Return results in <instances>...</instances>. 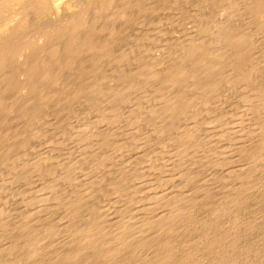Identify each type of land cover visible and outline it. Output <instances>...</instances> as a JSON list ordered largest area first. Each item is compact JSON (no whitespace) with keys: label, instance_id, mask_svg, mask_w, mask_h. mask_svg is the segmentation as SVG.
Here are the masks:
<instances>
[{"label":"rangeland","instance_id":"obj_1","mask_svg":"<svg viewBox=\"0 0 264 264\" xmlns=\"http://www.w3.org/2000/svg\"><path fill=\"white\" fill-rule=\"evenodd\" d=\"M82 1L58 0L56 12L53 10V13L52 11L43 12L38 9L35 11L32 8L30 9V6L26 9L22 8L24 6L23 3L14 0L5 13L9 20L0 24V37H7L11 41L15 34L24 30L20 34L22 37L19 36L21 38L17 36L13 40L15 42L17 38L16 42L22 41L20 44L17 42L19 44L17 48L20 49H18L19 52L21 51L24 54V57L25 53L26 55L27 52L29 54L32 52L33 54L34 50L40 47L46 48L49 46L48 48H51L52 45V48L59 46L58 48L63 49L70 42V39H66L69 42L62 41L65 40L64 37L62 39V37L55 35L57 31L56 25L59 24L58 27L61 26L60 28L63 30L70 28L69 32L73 31L75 35L80 37L92 32L93 34L97 33V41L98 43L99 41L101 42V45L98 46L102 47L101 54L99 53L101 55L99 60L94 57L98 49H92L85 54L86 57L83 55L81 60L76 63L77 67L80 66L83 69L84 73H81L83 76L75 74L76 76L74 77L70 76L65 77L64 80L62 79L61 88L63 86L64 89H68L58 88L59 91L61 90L62 95L60 94L57 100L61 98L62 100L53 103V107L48 106V114H52L50 117L45 113L46 115L39 116V119L36 118V120H39L38 122L35 120L33 121L34 124L32 123L33 125L29 126L28 121L20 118L21 112L19 110L21 109L13 106L16 103L15 101H17L16 99L19 98L21 100V93L13 91L4 95V98L7 99V106L9 105V109L11 106L12 110L10 109L6 113L7 116L5 118L7 121L5 125L3 123L5 128H1L2 126L0 125L2 131L8 134H6L7 137L10 135L8 137L9 141H6L8 144L3 143L0 145V264H46V261L50 262L52 260L51 264H62L63 262V264H66V262L68 264H155L157 260L155 257H163L161 255L166 254L167 250L179 256L189 251V249L193 254L196 253L194 256L196 257V264H213L216 262L212 259L214 255H211L212 258L210 259L211 256L207 254L208 257L210 256L208 258L205 255L206 251L200 249L203 242L205 243L204 240L207 239L204 236L207 233L209 238H213L218 234L216 236H219L220 248L223 247L221 244L224 243L225 249L229 250L228 253L233 254L231 256H234L237 261L239 260L237 264H264V145L259 146L261 144L258 145L257 142L259 138L258 141L263 140V138L261 139L263 137L261 133L264 131V112H258V114L255 111V115L254 111H252L259 103L264 104V91H262L264 89V11L253 14L251 12V0H112L104 6L102 4L100 6L96 4L95 6L94 4V6L92 5L79 14V18L75 17L73 19V15L79 13L77 3ZM121 8L125 12L119 15L118 12ZM228 24H231V26ZM93 26L96 28H93ZM223 26L225 28L235 27V29L239 27L238 30L242 28V31L245 28V32L249 31L246 34L249 35V39H253L250 40L255 45L250 55V62L253 60V64L249 62L250 64L243 66L245 69L242 70L245 71L241 73L227 69L228 71L230 70L229 73H235H233L235 75L233 80L234 76L231 77L232 74L229 75L225 69L224 72L230 78L227 82L232 80V82H229L232 86L226 82L221 86L222 90L220 89L217 92L218 94L209 95L211 99L209 96H204V98L206 97L204 99L203 95L193 88L196 82L189 80V84L186 83V85L190 86L191 90L193 89L195 92L192 93L193 90L191 91L188 88L191 93H187L185 92L187 88L185 89L184 87V91L183 89L181 91L185 92L188 97L191 94L192 96L189 98L191 99V104L195 102L198 106H195V104H193L194 107L193 105L190 106L188 109L190 112L187 110L189 113L187 116L188 118L190 116V119L187 118L188 120L186 121V118L183 117L182 120L186 122L181 120L184 124L179 122L180 124L175 125V123L173 126L176 127L172 128L170 134L164 133V136L162 119L158 121L153 119L154 117L150 119L152 115L147 112L149 109L151 110V106H156L159 93H156L155 88L152 87L153 89H151V84L147 83L146 78L141 79L143 77H139L138 82H135L136 87L134 84L131 86L132 88L127 90L126 86H123L124 83L128 82V76L132 75L130 65L135 67V64L143 65L144 68H149L148 66L150 65L151 68L155 67L156 63L164 67L168 65L167 63H173L174 61L176 62H174L175 64L180 63V58L184 53L183 49H185L191 37H198L197 41L207 47L210 45L208 47L210 50L214 46V42L220 38V31ZM22 27H26V29ZM231 28L228 29L231 30ZM94 29L97 30L95 31ZM232 32H234L233 29ZM11 33L12 35H10ZM54 42H57V45L53 44ZM23 43L28 46L23 45ZM20 45L21 48L19 47ZM214 48L212 51L215 50ZM106 57H108L107 60ZM126 58L128 59L126 60ZM16 60L13 59L15 66L18 62ZM126 62L131 64L127 65ZM86 63L88 64L86 65ZM20 65L18 64L17 66L22 68ZM248 65H251L250 67L254 65L253 69H249ZM85 66L88 67L86 68ZM96 66L98 67L96 68ZM125 66H127L128 70V72L126 70L127 78L123 77V80L121 78L122 83L118 79V70L120 67ZM187 66L189 68L188 64ZM254 67H257L255 68L256 70ZM20 68L19 70H22ZM133 71L136 73L137 69ZM242 73L243 76H241ZM223 75L226 76L225 74ZM248 75L249 77H247ZM249 78L251 79L249 80ZM75 79H78L79 82ZM125 79L126 81L124 82ZM82 80L83 83L80 82ZM63 81H65L64 85ZM69 82L71 84L72 82L76 85L79 84L78 87L80 86L82 90L85 87L83 92L80 91L82 93L79 94L77 86L73 83L74 87H72ZM148 82L151 83L149 80ZM92 83L96 87L92 86ZM66 84L68 85L66 86ZM126 85L128 88V84ZM143 85H149L147 86L148 89L147 87L145 89ZM123 87L126 90L125 92H128L126 101L123 100L122 96L118 95V97L116 93L117 90ZM72 88H76V90L74 89V91ZM53 89L55 91L57 88ZM69 89H72V91ZM62 91H65L64 94H68L65 96ZM70 91L76 94L71 96ZM146 92L149 95L153 93L151 95L154 96L155 100H153L156 102L152 100V96H150V99ZM77 93L80 97L77 96ZM155 93L156 95H154ZM195 93L196 96L198 95V101H200L199 99L203 100L202 102L200 101L201 104L197 102V98L194 99ZM113 94H116V96ZM144 94L147 98L145 96L143 98ZM68 96L69 99L67 100L66 97L68 98ZM74 96L78 98L76 99ZM138 96H141V100H139ZM211 96H214L215 99H212ZM145 98L146 100L148 99L149 104L151 103L150 105L148 103V105L144 104L145 101L143 100ZM113 99L117 101V104L118 102L120 103L121 109L117 107L119 105L113 102ZM110 100H112L111 104H116V107H114L117 110L116 114L114 112L115 109H113L114 105L108 103ZM193 100L194 102H192ZM253 104L254 107L252 106ZM191 108H195V110ZM110 109L112 110L110 111ZM190 109L193 113H191ZM55 110H57V113ZM134 111H137L135 112L136 115L134 114L131 117L130 115ZM29 112L34 113L28 110V117L30 115ZM106 113L108 115H117V117L114 116L117 118L114 119V122L115 120L116 122L113 124L111 121L113 125H109L111 123L108 118L111 115L106 118ZM118 114L120 119H118ZM122 114L124 115L122 116ZM261 114L263 116H259ZM138 115L145 119L149 117L151 121L144 119L145 122L141 123L143 121L140 122L142 119ZM135 116L136 119L139 117L138 121L141 123H139V126ZM41 118H46L47 120ZM52 119L56 120L52 122ZM150 123H152L151 125L156 124L158 127L156 125L155 127L154 125L151 126ZM181 124L182 126H180ZM20 125H23V127ZM105 125H109L110 129ZM153 128L154 132L160 129L162 134L159 131L154 133ZM177 128H182L183 132ZM18 129L27 130L17 134ZM99 129L102 130L100 131ZM105 129L110 130V133H104L105 136L109 135L111 137V140L109 137L110 142L107 144H104L105 136L102 134ZM184 131H189L193 134L189 139H181V136L185 133ZM151 132L153 133L151 134ZM181 132L182 134L180 135ZM238 132H244L246 135L249 133V139L251 135V139H253L256 133L259 137H256L257 140L256 138L251 140V145L245 142L244 139L242 145L240 144L242 134ZM253 132L256 133L253 134ZM178 135L180 136L178 137ZM96 136L100 140L98 137V139L94 138ZM160 141L162 142L160 143ZM170 141L173 143H170ZM235 145H242L244 148L237 146V150ZM254 145H258V148H251ZM8 146L11 147L8 151L9 154L6 152ZM233 148H236L237 151ZM256 149H258V154H262L259 155V158L263 157L262 160L258 159L259 161L254 162L251 155L252 151H256ZM93 152L94 155H91ZM240 152L241 154H239ZM113 153L116 154L113 155ZM90 157L92 158L90 159ZM94 160H97L96 164L98 163V166L95 162L93 164L97 167L88 166ZM37 161L40 165L36 163ZM75 165L80 167L78 168ZM70 167L74 170L73 172L70 171ZM37 169H40L38 170L40 173ZM92 170H95L94 173ZM67 171L70 172L67 173ZM88 174L93 176L95 174V176L91 177ZM236 192H238L237 195L239 194V197ZM158 193L160 200L156 198ZM233 193L237 196L235 201L232 199L234 198ZM152 195L153 197H150ZM75 197H77L78 209L75 212L74 224L68 229L69 224L66 226L67 217L65 215L67 213L64 210V206L72 202ZM155 202L158 203L155 205ZM165 209L166 211H164ZM161 211L165 214H162ZM103 212L111 215V217L103 219L101 217ZM172 214L174 219L171 217ZM160 217L167 218L161 219ZM169 218L174 221H170L171 219ZM164 219L165 221H163ZM156 221L159 223L157 224ZM64 222H66V225ZM163 223H167L170 227L172 226L176 233L174 231L166 232L164 229L163 234L161 231L165 225ZM89 224L99 228L96 233L97 238H102H99L102 242L106 240L99 247L101 250L103 249V254H105V251L117 250L113 255L114 257H112L113 260L111 258L112 261L106 260V257L102 255V258H98L95 254H90L92 252L88 250L89 247H86L89 242L86 241L85 243L84 235H82L90 227ZM159 224L162 225L161 229H159ZM22 226H26L27 229H23ZM171 234H175V236ZM140 237L143 240L138 239ZM80 238L84 243L81 242ZM162 242H170L171 246L169 245L166 249ZM33 244L35 245L33 246ZM32 246L33 248L35 246L40 248L35 255L30 254L32 253ZM83 249L85 252H83ZM230 249L233 252L232 250L230 252ZM164 251L165 253H163ZM116 252L120 254L117 255ZM64 253L67 256L69 255L67 259H72L65 260L66 256H63L65 255ZM93 255L95 259L92 258ZM115 255H117L116 258ZM199 255H201L200 258L198 257ZM216 257L218 258L219 256ZM214 259H216L215 256ZM42 260L44 261L42 262ZM223 264L225 263L223 262Z\"/></svg>","mask_w":264,"mask_h":264},{"label":"bare ground","instance_id":"obj_2","mask_svg":"<svg viewBox=\"0 0 264 264\" xmlns=\"http://www.w3.org/2000/svg\"><path fill=\"white\" fill-rule=\"evenodd\" d=\"M14 0H0V24L2 23V22H7L8 20H9V18L7 17V15L5 14L7 11H8V7L10 6V4L13 2ZM17 1H19V3H23V5L24 6H22V8H29V6H30V9L32 8L33 10H35L36 11V9H38V10H41V11H49V12H53V10L55 11L57 8H56V6L58 5V0H17ZM89 1V0H88ZM87 0H83L81 3L79 2V3H77V6L79 7V13H75L73 16V19L76 17V18H79V14H81L84 10H86V9H88L89 7H91L92 5L94 6V4H95V6H96V4L97 5H101L102 4V6H104L106 3H110L112 0H91L90 2H88ZM72 2H74V1H72ZM162 2V1H161ZM66 3V2H65ZM72 4H74V3H72ZM251 12H253V14L254 13H260V12H263L264 11V0H251ZM73 7H74V5H73ZM236 7V6H235ZM35 8V9H34ZM123 8H121L120 9V11L118 12L119 13V15H120V13H124L125 11L124 10H122ZM152 9V8H151ZM56 12V11H55ZM232 12V11H231ZM54 13V12H53ZM239 13V12H238ZM264 14V13H263ZM78 16V17H77ZM238 16H239V14H238ZM136 17V16H135ZM76 20V19H75ZM81 20V19H80ZM138 20V19H137ZM79 21V20H78ZM139 21V20H138ZM229 21V20H228ZM257 22V21H256ZM260 22V21H259ZM258 22V23H259ZM262 22V21H261ZM136 23V22H135ZM224 24H226V23H224ZM224 24H222V25H224ZM60 25V24H59ZM59 25H56L57 26V31H56V36L57 37H62V39H63V37H64V39L65 40H62V41H67L66 39H70V42L69 41H67V42H69V43H67L68 44V46H67V44H66V46H64L63 47V49H60V48H52V45H51V48H48L49 46H47L46 48H44V47H40V48H37V49H35L34 50V52H33V54H32V52H31V50H30V54H32V55H30L28 52H27V50H26V52H27V55H26V53H25V57H24V54H22L21 53V51L19 52V48H17V46L22 42V41H20V42H16V40H17V38H16V40H15V42L13 41L14 40V37H19V36H21L22 37V35H20V34H22L23 33V31L24 30H22L20 27V30H22V32L21 33H18V34H13L14 35V37L13 36H11V37H13L12 39V41L11 40H9L6 36V38H2V36L0 37V117H1V120H0V125L2 126L1 128H3L4 126H3V123H4V125L6 124V118H5V116H7V114L6 113H8L7 111L8 110H10L12 107L10 106V109H9V105L7 106V104H6V102H7V99H5L4 98V95L5 94H7V93H10V92H17V91H19V94H20V98H21V100L18 98V99H16L17 101H13L14 103H15V105H13L14 106V108L15 107H19V109H21V110H19V112H21L20 113V118L22 119V118H24V120H26V121H28L29 122V126L33 123L34 124V122L33 121H35L36 120V118H38L39 116H41V115H46V114H48V111H47V108H48V106L50 105V106H52V104L53 103H56L57 101H59V100H62V98H61V96H60V98L61 99H59V100H57L58 99V97H59V95L61 94V90L59 91L58 90V88H60V89H64L63 88V86H62V88H61V83H62V79L64 80V78L65 77H74V76H76V75H80L81 73H84V71H83V69L79 66V67H77V65H76V63L78 62V61H80L81 60V57L83 56V55H85V54H87L90 50H92V49H98L97 51H96V53L97 54H95L96 56H94V57H96L97 59L96 60H99L100 59V57H101V46H98V45H101L100 43V41H99V43H98V41H97V37H96V34L97 33H94L93 34V32L92 33H89V34H86V35H82L81 37L80 36H77V35H75L74 33H73V31H71V32H69L70 30V28H65V30H63L62 28H60V27H58ZM227 25V24H226ZM229 26H231V24H228ZM251 25V24H250ZM249 25V26H250ZM2 26V25H1ZM215 26V25H214ZM24 27V26H23ZM22 27V28H23ZM28 27V26H27ZM33 27V26H32ZM233 27V26H232ZM238 27V26H237ZM31 28V27H30ZM71 28H73L72 26H71ZM93 28H96L95 26H93ZM224 28V29H223ZM223 28H222V30L220 31V38L216 41V42H214V46L212 47V49L214 48L215 50L214 51H212V49H208V47L210 46V45H208V47L207 46H205V45H203L200 41H197V39H198V37H195L196 38V40H195V38H193V37H191V38H193V39H189V41H188V43H187V45H186V47H185V49H183L184 50V53H183V56H181V62L180 63H177V64H175L174 62V64L171 62V63H167L168 65H165V64H163V65H165V67L164 66H160V64L159 63H156V65L158 64V66H156L155 64V67H151L150 68V65L148 66L149 68H144V66L143 65H141V66H143V67H141L140 65H137V64H135L136 65V67L135 66H133V65H130L131 63L130 62H126L127 63V65H130L131 66V69H132V75H129L128 77V82L127 83H124L123 84V86L127 89V90H129V88H132L131 86H133L134 84H135V87H136V83L135 82H138V79H139V77H143V78H141V79H145L146 78V81H147V83H149V84H151L150 86H151V89H153V88H155V90H156V93H159L157 96H159V97H157L158 99L156 100V101H154L155 100V98H154V96H152L153 95V93H150V95L146 92V94H148L147 96H149V98L151 99V97L150 96H152V100L154 101V102H156V106L154 107V106H151V110L149 111L148 109H146V110H148L147 112L148 113H150L152 116H150V115H148V116H150L151 118L150 119H152L153 117V119H157V121L158 120H161L162 119V122H163V125H162V130H163V135H164V133L165 134H170V132H171V130H172V128L173 127H176V126H173L175 123V125H178V124H180L179 122H181V120H182V118L184 117V118H186V121L188 120V119H190V116H189V118H188V112H187V110L190 108V106H192L193 104H195V102H194V100L192 101V102H194L193 104H191V99H189L190 98V96H192L190 93V91H188L189 89L188 88H190V90H191V87L190 86H187L186 85V83L187 84H189V80L190 81H195L196 82V84H195V87H193L194 89H195V91L197 90V91H199L200 93H201V95H203V98H204V96H209V95H214V94H216L220 89H221V86L222 85H224L227 81H228V79H230L228 76L230 75V74H232L231 75V77H233L232 78V80L235 78V73L234 72H232V73H229V71L227 70V69H231V70H233V71H236V72H238V73H241V72H243V71H245V70H242V69H245V68H243V66H245V65H247L249 62H250V55H251V52L253 51V49L255 48V45H253V41L251 42V40H253V39H249V35L248 34H246V33H248V32H245L244 31V29H243V31H242V28H241V30H238L239 29V27H238V29L236 28L235 29V27H233V28H231V27H227V28H225V26H223ZM228 28H231V30H229ZM257 28V27H256ZM23 29H26V27L25 28H23ZM29 29V28H28ZM66 29H67V31H66ZM99 29V28H98ZM209 29V28H208ZM217 29V28H216ZM232 29H233V31L234 32H232ZM235 29V30H234ZM17 30V31H18ZM69 30V31H68ZM95 30V29H94ZM97 30V29H96ZM95 30V31H96ZM219 30H220V28H219ZM25 31H27V30H25ZM94 31V32H95ZM253 32V31H252ZM256 32V31H255ZM13 33V32H12ZM12 33L10 34V35H12ZM15 33V32H14ZM219 34V33H218ZM252 34V33H251ZM250 34V35H251ZM258 34V33H257ZM261 34V33H260ZM248 35V36H247ZM98 36V35H97ZM257 36V35H256ZM10 37V38H11ZM21 37H19V38H21ZM66 37V38H65ZM95 37H96V39H95ZM103 37V36H102ZM200 40H202V39H200ZM205 41V40H204ZM256 41V40H255ZM212 42V41H211ZM57 43V42H56ZM55 42L53 43V44H56ZM213 43V42H212ZM27 44V43H26ZM59 44V43H58ZM64 44V43H63ZM103 44V43H102ZM211 44V43H210ZM22 45V44H21ZM21 45L19 46L20 48H21ZM23 45H25L24 43H23ZM50 45V44H49ZM57 45V44H56ZM62 45V44H61ZM60 45V46H61ZM178 45V44H177ZM25 46H28V45H25ZM63 46V45H62ZM61 46V47H62ZM254 46V47H253ZM54 47V46H53ZM19 49V50H18ZM23 49H27V48H23ZM33 49V48H32ZM182 50V49H181ZM182 50V51H183ZM23 51V50H22ZM25 51V50H24ZM103 51H104V48H103ZM103 51H102V55H103ZM108 51L110 52V50L108 49ZM21 53V54H20ZM100 53V54H99ZM227 53H229V54H227ZM104 54H105V52H104ZM141 54V53H140ZM163 54H166V53H163ZM179 54V53H178ZM181 55V54H180ZM91 56V55H90ZM168 56V55H167ZM20 57H24V58H20ZM85 57H86V55H85ZM158 57V56H157ZM161 57V56H160ZM163 57V56H162ZM154 58V57H153ZM167 58V57H166ZM13 59H17L16 61H18L17 63L18 64H21L20 66H22V68H20L19 66H17L18 64L16 63V66H15V62L13 61ZM23 59V60H22ZM108 59V57H106V60ZM128 58H126V60H127ZM156 59V58H155ZM154 59V60H155ZM22 60V61H21ZM123 60V59H122ZM21 61V62H20ZM129 61V60H128ZM153 61V60H152ZM162 61H163V59H162ZM167 61V60H166ZM91 62V61H90ZM124 62H125V60H124ZM158 62H159V60H158ZM253 60L250 62V63H252L253 64ZM92 63V62H91ZM125 63V64H126ZM162 63H164V62H162ZM190 63V64H189ZM249 63V64H250ZM88 63H86V65H87ZM143 64V63H142ZM187 64L189 65V68H188V66H187ZM89 65H90V63H89ZM92 65V64H91ZM100 65H101V63H100ZM152 65V64H151ZM95 66V65H94ZM106 66H107V64H106ZM110 66V65H109ZM138 66V67H137ZM153 66V65H152ZM187 66V67H186ZM251 66V65H250ZM249 65H248V67H249V69L251 68V69H253V66L252 67H250ZM256 66V65H255ZM86 67V66H85ZM88 67V66H87ZM86 67V68H87ZM98 66H96V68H97ZM117 67V66H116ZM127 66H125V67H120L119 68V70H118V73H119V80L122 82V80H123V77H126L127 75H126V70H127V68H126ZM129 67V66H128ZM134 67V68H133ZM141 67V68H140ZM258 67V66H257ZM257 67H254V69L255 68H257ZM19 68L20 69H22V70H19ZM86 68H85V71H86ZM126 68V69H125ZM129 69V68H128ZM134 69H137V72L135 73L133 70ZM225 69L227 70V73H229V75L227 76V74L224 72L225 71ZM247 69V68H246ZM256 70V69H255ZM127 72H128V70H127ZM247 72V71H246ZM92 73H94L93 71H92ZM117 73V74H118ZM234 73V74H233ZM249 73V72H248ZM76 74V75H75ZM99 74V73H98ZM223 74H225L226 76H224ZM247 74V73H246ZM245 74V75H246ZM250 74V73H249ZM260 74V73H259ZM73 75V76H72ZM82 75V74H81ZM136 75H138V76H136ZM223 75V76H222ZM236 75H238V74H236ZM83 76V75H82ZM241 76H243V73H242V75ZM247 77H249V75L247 76ZM246 77V78H247ZM251 77V76H250ZM22 78V79H21ZM121 78H122V80H121ZM127 78V77H126ZM252 78V77H251ZM251 78H249V80L251 79ZM21 79V80H20ZM78 79H79V77H78ZM78 79H75V80H78ZM258 79V78H257ZM73 80H74V78H73ZM80 80V79H79ZM79 80H78V82H79ZM148 80L149 81H151V83L150 82H148ZM232 80H229V82L231 81L232 82ZM248 80V79H247ZM126 81V79L124 80V82ZM144 81V80H143ZM241 81V80H240ZM246 81V80H245ZM244 81V82H245ZM254 81V80H253ZM75 82V81H74ZM74 82H72V87H74L73 85L75 84ZM80 82H82L83 83V80L82 81H80ZM93 82V81H92ZM140 82H142V81H140ZM229 82H227V83H229ZM247 82H249V81H247ZM64 83H65V81H63V85H64ZM68 83V84H69ZM74 83V84H73ZM77 83V82H76ZM123 83V82H122ZM144 83H145V81H144ZM234 83H236V82H234ZM68 84H66V86L68 85ZM85 84V83H84ZM93 84V83H92ZM100 84H102V83H100ZM126 84H128V88H127V85ZM230 84V83H229ZM240 84V83H239ZM251 84V83H250ZM78 85L79 84H75V86H77V91H79V94H81L82 92H83V90H84V88H83V90H82V88L80 87H78ZM99 85V84H98ZM110 85V84H109ZM184 85H186V86H184ZM231 86H232V84H230ZM255 85V84H254ZM85 86V85H84ZM87 86V85H86ZM92 86H95L94 84L92 85ZM147 86H149V85H147ZM147 86H144L143 85V87L145 88V87H147ZM246 86V85H245ZM255 86H257V85H255ZM259 86V85H258ZM70 87V86H69ZM96 87V86H95ZM108 87V86H107ZM116 87V86H115ZM124 87L123 88H120V90H117L116 91V93H117V96L118 95H120V97L122 96L123 97V100L124 101H126V99H128V96L126 95L127 93L125 92L126 90L124 89ZM153 87V88H152ZM183 87L186 89L187 88V91H185V92H190L189 94V97L188 96H186L187 94L184 92L183 93V91H184V89H183ZM242 87H243V85H242ZM252 87V86H251ZM51 88V89H50ZM53 88H57V89H55V91H54V89ZM88 88V87H87ZM110 88V87H109ZM117 88H118V86H117ZM143 88V89H144ZM249 88V87H248ZM257 88V87H256ZM66 89H68V88H66ZM66 89H64V90H66ZM73 89V88H72ZM72 89H69V90H71L72 91ZM75 90H76V88H74ZM73 89V90H74ZM116 89V88H115ZM146 89V88H145ZM147 89H148V87H147ZM181 89H183V91H181ZM74 90V91H75ZM150 90V89H149ZM193 90V89H192ZM191 90V91H192ZM222 90V89H221ZM21 91V92H20ZM70 91V92H71ZM80 91H82L81 93H80ZM87 91V90H86ZM111 91V90H110ZM113 91H115V90H113ZM144 91H146V90H144ZM194 90H193V92L192 93H194L195 92ZM249 91H250V88H249ZM262 91H264V89L262 90ZM63 92V94L65 93V91H62ZM67 92V91H66ZM69 92V93H70ZM107 92V91H106ZM228 92V91H227ZM256 92V91H255ZM254 92V93H255ZM18 93V92H17ZM111 93V92H110ZM156 93L154 94V95H156ZM239 93V92H238ZM248 93V92H247ZM251 93V92H250ZM252 93H253V91H252ZM261 93V92H260ZM68 94V93H67ZM67 94H64L65 96L67 95ZM71 94V96L74 94H76V93H70ZM79 94L77 93V96H79ZM108 94V93H107ZM142 94V93H141ZM152 94V95H151ZM199 94V93H198ZM218 94V93H217ZM11 95V94H10ZM17 95V94H16ZM15 95V96H16ZM62 95V94H61ZM84 95V94H83ZM87 95V94H86ZM92 95V94H91ZM113 95H115L116 96V94H113ZM195 96H194V99H196L197 98V102L199 103L200 101L202 102L203 100H201V99H199L200 101H198V95L196 96V93L194 94ZM236 95V94H235ZM258 96H259V94H257ZM257 95H256V97H257ZM264 95V94H263ZM7 96V95H6ZM64 96V97H65ZM70 96V97H71ZM103 96V95H102ZM126 96H127V98H126ZM144 96H145V94L143 95V98H144ZM147 96H145L146 98H147ZM17 97V96H16ZM64 97H63V99H64ZM74 97H76V96H74ZM73 97V98H74ZM80 97V96H79ZM91 97V96H90ZM119 97V96H118ZM139 97V96H138ZM141 97V96H140ZM140 97H139V100H141L140 99ZM199 97H200V95H199ZM212 97V99L214 98V96H211ZM262 97V96H261ZM78 97H76V99H77ZM113 98V97H112ZM116 98V97H115ZM114 98V99H115ZM137 98V97H136ZM146 98H145V100H143V101H145V103L144 104H146V105H148L149 103H148V99L146 100ZM192 99H193V97H191ZM202 98V99H203ZM209 98H210V96H209ZM209 98H207V99H209ZM218 98V97H217ZM252 98V97H251ZM254 98V97H253ZM263 98V97H262ZM10 99V98H9ZM15 99V98H14ZM66 99L68 100L69 99V96H68V98L66 97ZM86 99V98H85ZM107 99V98H106ZM106 99H105V101H106ZM113 99V102H117V101H115ZM138 99V98H137ZM204 99H206V97L204 98ZM211 99V98H210ZM215 99V98H214ZM257 99V98H256ZM12 100V99H11ZM20 100V101H19ZM74 100V99H73ZM87 100V99H86ZM95 100V99H94ZM122 100V99H121ZM122 100V101H123ZM138 100V102H140ZM248 100V99H247ZM262 100V99H261ZM264 100V99H263ZM10 101V100H9ZM64 101H65V99H64ZM80 101V100H79ZM93 101V100H92ZM104 101V102H105ZM108 101V100H107ZM112 100H110V102H108L110 105H114V104H111L112 102H111ZM153 101H152V103H153ZM196 101V100H195ZM209 101V100H208ZM254 101H256V100H254ZM62 102V101H61ZM61 102H60V104H61ZM78 102V101H77ZM82 102V101H81ZM80 102V103H81ZM201 102L199 103V104H201ZM205 102V101H204ZM210 102V101H209ZM208 102V103H209ZM259 102H260V99H259ZM59 103V102H58ZM71 103V102H70ZM88 103V102H87ZM100 103V102H99ZM123 103V102H122ZM129 103V102H128ZM148 103V104H147ZM253 103V102H252ZM256 103H257V101H256ZM8 104H9V102H8ZM65 104V103H64ZM94 104V103H93ZM92 104V105H93ZM101 104V103H100ZM117 104V103H116ZM115 104V105H116ZM120 103L118 102V104L117 105H119ZM125 104V103H124ZM140 104V103H139ZM151 104V103H150ZM149 104V105H150ZM255 104V103H254ZM254 104L252 105L253 107H254ZM258 104V103H257ZM55 105V104H54ZM57 105V104H56ZM97 105V104H96ZM106 105H108V104H106ZM109 105V106H110ZM113 106V109H115L114 107H116V106ZM142 105V104H141ZM205 105H206V102H205ZM49 106V107H50ZM108 106V107H109ZM137 106H139V105H137ZM136 106V107H137ZM195 106H198L197 105V103L195 104ZM201 106V105H200ZM200 106H199V108H200ZM256 106V105H255ZM30 107V108H29ZM53 107V106H52ZM56 107V106H55ZM63 107V106H62ZM90 107V106H89ZM93 107V106H92ZM99 107V106H98ZM107 107V106H106ZM117 107H119V109H121L120 108V105L119 106H117ZM124 107V106H123ZM193 107H194V105H193ZM192 107V108H193ZM102 108V107H101ZM111 108H112V106H111ZM143 108H144V105H143ZM191 108V109H192ZM198 108V107H197ZM57 109V108H56ZM103 109V108H102ZM109 109V108H108ZM118 109V108H117ZM126 109V108H125ZM136 109H138V108H136ZM190 109V110H191ZM256 109V110H255ZM253 108L252 109V111H254V113H255V111H257V113L259 112H264L263 111V109H264V104L263 103H259V105H257L256 106V108ZM12 110V109H11ZM28 110H30V111H32V112H34L33 114L31 113V112H29V117H28ZM50 110V109H49ZM52 110V109H51ZM57 110H59V109H57ZM57 110H55V112L57 111ZM89 110V109H88ZM98 110H99V108H98ZM105 110V109H104ZM103 110V111H104ZM112 109H110V111H111ZM145 110V109H144ZM192 110H195V108L194 109H192ZM191 110V113H193V111ZM54 111V110H53ZM107 111V110H106ZM123 111V110H122ZM121 111V112H122ZM131 111H133V110H131ZM141 111V110H140ZM189 111V110H188ZM196 111H197V109H196ZM195 111V112H196ZM245 111V110H244ZM65 112V111H64ZM113 112V111H112ZM114 112H115V114L117 113V110L115 109L114 110ZM119 112V111H118ZM135 112H137V111H134V113L133 114H128V115H130L131 117H132V115L134 116V114L136 115V113ZM138 112H139V110H138ZM190 112V111H189ZM46 113V114H45ZM57 113V112H56ZM58 113H59V111H58ZM98 113V112H97ZM140 113V112H139ZM138 113V114H139ZM142 113V112H141ZM258 113V114H259ZM5 114V115H4ZM107 114V116H106V118H108V116L109 115H111V114H109L108 115V113H106ZM111 115V116H109V118L111 117V119H109L108 118V121L111 123V124H109V125H113L115 122H116V120H115V122H114V119L117 117V115ZM143 114V113H142ZM145 114V113H144ZM18 115H19V113H18ZM49 115V114H48ZM52 115V114H51ZM51 115H49V117L51 116ZM61 115V114H60ZM59 115V116H60ZM64 115V114H63ZM101 115H102V112H101ZM105 115V114H104ZM124 114H122V116H123ZM140 115V114H139ZM138 115V116H139ZM191 115V114H190ZM255 115H256V113H255ZM8 116H10V115H8ZM53 116H56V115H53ZM58 116V115H57ZM56 116V117H57ZM113 116V117H112ZM114 116H116V117H114ZM121 116V117H122ZM137 116V117H138ZM140 116H142V115H140ZM139 116V117H140ZM144 116V115H143ZM187 116V117H186ZM259 116H263V114H261V115H259ZM42 117V116H41ZM55 117V118H56ZM104 117V116H103ZM118 117H119V114H118ZM139 117H138V119H139ZM255 117H257V116H255ZM20 118H19V120H20ZM40 118V117H39ZM38 118V119H39ZM65 118V117H64ZM105 118V117H104ZM188 118V119H187ZM191 118H192V116H191ZM258 118V117H257ZM259 118H261V117H259ZM263 118V117H262ZM10 119V118H9ZM41 119H43V118H41ZM45 120H47L46 118H44ZM43 119V120H44ZM69 119V118H68ZM117 119V118H116ZM118 119H120V117L118 118ZM138 119H136V116H135V120H137L138 121ZM140 119H142V120H140V122L141 121H143V122H141V123H144L145 121H144V119L145 118H141L140 117ZM146 119H148L149 121H151L150 119H149V117L147 118L146 117ZM145 119V120H146ZM23 120V121H24ZM43 120H41L42 122H43ZM56 119H52V122L53 121H55ZM100 120V119H99ZM102 120V119H101ZM123 120H124V118H123ZM148 120H146V121H148ZM262 120V119H261ZM37 122L39 121V120H36ZM60 121V120H59ZM104 121V120H103ZM107 121V120H106ZM107 121V122H108ZM113 122V124H112V122ZM152 121H156V120H152ZM156 121V122H157ZM183 121V120H182ZM185 121V120H184ZM183 121V122H184ZM185 121V122H186ZM217 121V120H216ZM37 122H35V123H37ZM57 122V121H56ZM108 122V123H109ZM120 122H121V120H120ZM139 121H138V126H139V123H140ZM160 123H161V121H159ZM23 123V122H22ZM48 123H49V121H48ZM140 123V124H141ZM149 123V122H148ZM155 123V122H154ZM182 123V122H181ZM32 124V125H33ZM53 124V123H52ZM57 124H58V122H57ZM61 124V123H60ZM99 124V123H98ZM117 124V123H116ZM152 123H150V125H151ZM182 124H184V123H182ZM182 124L180 125V126H182ZM109 125H105L106 127L108 126L109 127ZM118 125V124H117ZM129 125V124H128ZM147 125V124H146ZM154 125V124H153ZM153 125H151V126H153ZM156 125V124H155ZM155 125H154V127H155ZM20 126H22L23 127V125H20ZM28 126V125H27ZM59 126V125H58ZM160 126V125H159ZM184 126V125H183ZM264 126V125H263ZM8 127V126H7ZM104 127V126H103ZM103 127H102V129H103ZM107 127V128H108ZM115 127V126H114ZM123 127V126H122ZM131 127H132V125H131ZM134 127V126H133ZM136 127V126H135ZM142 127V126H141ZM141 127H139L140 129H141ZM147 127V126H146ZM156 127H158V125H156ZM0 128V133H1V137H0V145H2L3 143L4 144H6L7 142L6 141H9L8 140V137H10V135L7 137V135L4 133V131H2V129ZM5 128V127H4ZM21 128V127H20ZM25 128V127H24ZM59 128V127H58ZM106 128V129H107ZM143 128V127H142ZM255 128V127H254ZM61 129V128H60ZM101 129V130H102ZM105 129V130H106ZM109 129H110V127H109ZM106 130V131H108V132H106L105 130H103V132H102V134H108V133H110L109 131L110 130ZM135 129V128H134ZM139 129V130H140ZM178 129V128H177ZM182 128H179L178 130H181ZM261 129H262V127H261ZM17 130V129H16ZM27 130V129H26ZM26 130H20V129H18V132H17V134H20V133H23L22 131H25L26 132ZM37 130V129H36ZM100 130V129H99ZM100 130V131H101ZM153 130V132H154V128L152 129ZM240 131H241V129H239ZM246 130V129H245ZM264 130V129H263ZM7 131V130H6ZM11 131V130H10ZM53 131V130H52ZM94 131V130H93ZM105 131V132H104ZM149 131V130H148ZM157 131H161L160 129H158ZM157 131H155V132H157ZM176 131V130H175ZM174 131V132H175ZM182 131V130H181ZM242 131H244V130H242ZM247 131V130H246ZM38 132V131H37ZM153 132H151V134L153 133ZM154 132V133H155ZM173 132V131H172ZM183 132V131H182ZM182 132L180 133V135L182 134ZM185 132V131H184ZM257 132V131H256ZM256 132H253V134L254 133H256ZM259 132V131H258ZM260 132H261V130H260ZM96 133V132H95ZM112 133H113V131H112ZM111 133V134H112ZM140 133V132H139ZM149 133H150V131H149ZM161 133V132H160ZM233 133V132H232ZM239 133V132H238ZM37 134V133H36ZM101 134V135H102ZM105 134H104V136H105ZM130 134V133H129ZM162 134V133H161ZM173 134V133H172ZM177 134V133H176ZM192 134L193 133H191V132H189V131H186L185 133H184V135H182L181 137V139H184V140H186V139H189L191 136H192ZM236 134V133H235ZM239 134H242V136H241V143L240 144H242L243 145V143H242V141L244 140L245 142H248L250 145H251V143H250V141L251 140H254V138H256L257 136L259 137V135L256 133V135H254V138L253 139H251V137H252V135H251V137H250V139H249V137H248V135H250L249 133H247V135H246V133H239ZM260 134V133H259ZM35 135V134H34ZM39 135V134H38ZM38 135H36V136H38ZM139 135V134H138ZM157 135H158V133H157ZM174 135V134H173ZM180 135H178V137L180 136ZM238 135V134H237ZM261 135H263V137H261V139L263 138V140H260V141H258L257 140V138H256V140H257V142H258V145L259 144H261V145H259V146H263L264 145V131H262V133H261ZM260 135V136H261ZM165 136V135H164ZM172 136V135H171ZM170 136V137H171ZM174 136H176V135H174ZM194 136V135H193ZM233 136V135H232ZM98 136H96V137H94V138H97ZM109 135H106L105 137H104V144L106 143H109L110 141H109ZM120 137V136H119ZM121 137H123V136H121ZM138 137V136H137ZM168 137V136H167ZM99 138V137H98ZM97 138V139H98ZM140 138V137H139ZM141 138H142V136H141ZM158 138V137H157ZM163 138V137H162ZM166 138V137H165ZM193 138V137H192ZM112 139H116V138H112ZM126 139V138H125ZM178 139V138H177ZM99 140H100V138H99ZM102 140V139H101ZM110 140H111V137H110ZM158 140V139H157ZM169 140V139H168ZM106 141V142H105ZM94 142V141H93ZM114 142V141H113ZM162 141H160V143H161ZM167 142V141H166ZM172 141H170V143H171ZM174 142H175V140H174ZM187 142V141H186ZM185 142V143H186ZM253 142H256V141H253ZM103 143V142H102ZM102 143H101V146H102ZM173 143V142H172ZM184 143V144H185ZM188 143V142H187ZM236 143V142H235ZM8 144V143H7ZM96 144V143H95ZM142 144H144V143H142ZM142 144H140V145H142ZM175 144V143H174ZM177 144H179V143H177ZM196 144V143H195ZM246 144V143H245ZM253 144V143H252ZM110 145V144H109ZM116 145V144H115ZM114 145V146H115ZM158 145V144H157ZM156 145V146H157ZM164 145H165V142H164ZM186 145V144H185ZM194 145V144H193ZM192 145V146H193ZM198 145V144H197ZM242 145H237L239 148L240 147H243L244 148V146H242ZM258 145H254V146H252L251 148H258ZM95 146H97V145H95ZM111 147H112V145H110ZM109 146V147H110ZM159 146V145H158ZM157 146V147H158ZM180 146V145H179ZM181 146L183 147V145L181 144ZM186 146H188V145H186ZM190 146V145H189ZM236 146V145H235ZM237 146H236V148H237ZM11 147H12V145H11ZM11 147H9L8 146V148H7V150H6V152L8 153V151H9V148H11ZM14 147V146H13ZM127 147V146H126ZM161 147V146H160ZM182 147H180V148H182ZM199 147V146H198ZM248 147V146H247ZM119 148V147H118ZM140 148V147H139ZM184 148V147H183ZM236 148H233V149H235L236 150ZM262 148V147H261ZM13 149V148H12ZM15 149V148H14ZM198 149H200V148H198ZM234 150V151H235ZM237 150H238V148H237ZM236 150V151H237ZM252 150V149H251ZM108 151H110V150H108ZM234 151H232V152H234ZM240 151H241V149H240ZM244 151H246V150H244ZM239 152V151H238ZM247 152V151H246ZM102 153V152H101ZM105 153V152H104ZM118 153V152H117ZM259 152H258V149H256V151L255 150H253L252 151V155H251V157H252V160H254V162L255 161H257L258 159H261L262 160V157L263 156H261V158H259L260 156V154H258ZM9 154V153H8ZM103 154V153H102ZM109 154V153H108ZM114 154H116V153H113V155ZM239 154H241V152L239 153ZM91 155H94V152L93 153H91ZM243 155V154H242ZM262 155V154H261ZM108 156V155H107ZM119 156V155H118ZM233 156V155H232ZM235 156V155H234ZM245 156V155H244ZM113 157V156H112ZM120 157V156H119ZM250 157V158H251ZM92 157H90V159H91ZM230 158V157H229ZM242 158V157H241ZM0 159H1V155H0ZM96 159V158H95ZM104 160V159H103ZM168 160H170V159H168ZM97 161V160H96ZM96 161L94 160V161H92L91 163L92 164H89L88 166H90V165H93V167L94 166H98V163L96 164ZM110 161V160H109ZM259 161V160H258ZM93 162H95V164L96 165H94L93 164ZM106 162V161H105ZM108 162V161H107ZM220 162V161H219ZM253 162V161H252ZM36 163H38V161L36 162ZM104 163V162H103ZM160 163V162H159ZM166 163V162H165ZM164 163V164H165ZM31 164V163H30ZM35 164V163H34ZM39 164V163H38ZM102 164V163H101ZM113 164V163H112ZM172 164V163H171ZM36 165V164H35ZM40 165V164H39ZM38 165V166H39ZM100 165V164H99ZM107 165V164H106ZM110 165H111V163H110ZM166 165V164H165ZM74 166V165H73ZM75 166H77L78 168L80 167V166H78V165H75ZM96 166V167H97ZM102 166V165H101ZM104 166V165H103ZM113 166V165H112ZM120 166V165H119ZM232 166V165H231ZM37 167V166H36ZM92 167V166H91ZM92 167V168H93ZM95 167V168H96ZM100 167V166H99ZM98 167V168H99ZM162 167H164V166H162ZM166 167H168V166H166ZM225 167V166H224ZM40 168V167H39ZM88 168V167H87ZM97 168V169H98ZM101 168V167H100ZM103 168H105V167H103ZM120 168V167H119ZM165 168V167H164ZM229 168V167H228ZM70 169V171H74L73 169H71V167L69 168ZM68 169V170H69ZM75 169V168H74ZM81 169V168H80ZM38 170H40V169H37V171ZM76 170V169H75ZM90 170V169H89ZM107 171H108V169H106ZM26 171V170H25ZM70 171H67V173H69ZM93 171V173H94V171L95 170H92ZM97 171V170H96ZM98 171H101V170H98ZM118 171V170H117ZM30 172V171H29ZM35 172V171H34ZM39 173H40V171H38ZM91 172V171H90ZM120 172H121V170H120ZM97 173V172H96ZM108 173H110V172H108ZM117 173V172H116ZM98 174H100V173H98ZM118 174L120 175V173L118 172ZM121 174H122V172H121ZM89 176H93L92 174H88ZM88 176V177H89ZM94 176H95V174H94ZM93 176V177H94ZM185 176V175H184ZM116 177V176H115ZM123 177V176H122ZM186 178V177H185ZM112 179V178H111ZM115 180V179H114ZM113 180V181H114ZM118 180V179H117ZM121 180H124V179H121ZM112 181V180H111ZM120 181V180H119ZM186 181V180H185ZM124 182V181H123ZM115 183V182H114ZM117 185V184H116ZM113 187H115V186H113ZM109 188V187H108ZM116 188H118V187H116ZM114 189V188H113ZM238 189V188H237ZM252 189V188H251ZM239 190V189H238ZM118 191V190H117ZM237 191V190H236ZM242 191H243V188H242ZM112 193V192H111ZM114 193H115V191H114ZM237 193L238 192H236V195H237ZM110 194V193H109ZM161 194V193H160ZM232 194V193H231ZM230 194V195H231ZM234 194V198H232V199H234V201H235V197L237 198V196L239 195H235V193H233ZM162 195V194H161ZM160 195H159V193H158V195H156V198H159V200H160V197H159ZM164 196V195H163ZM162 196V197H163ZM150 197H153V195L152 196H150ZM239 197V196H238ZM155 198V197H154ZM230 199H231V197H229ZM157 201V200H156ZM233 201V202H234ZM154 202V201H153ZM237 202V201H236ZM235 202V203H236ZM156 203H158V202H155V205H156ZM154 206V205H153ZM148 207V206H147ZM65 208V209H64ZM64 210H65V212L67 213L65 216L67 217H64V218H66V220H67V223L66 222H64V224L66 225V226H68V224H69V226H68V229L69 228H71V225L72 224H74V218H75V212L77 211V209H78V202H77V197H75V199L72 201V202H70V203H67L65 206H64ZM167 208V207H166ZM164 211H166V209L164 210ZM179 211V210H178ZM221 211V210H220ZM64 212V211H63ZM64 212V213H65ZM64 213H63V215H64ZM161 213H162V211H161ZM171 213H174V212H171ZM162 214H165V213H162ZM168 214H169V212H168ZM174 215H176V214H174ZM163 216V215H162ZM161 216V217H162ZM167 216V215H166ZM169 216H171V215H169ZM168 216V217H169ZM101 217L103 218V219H108V218H110L111 217V215H108L107 213H105V212H103V213H101ZM160 217V218H161ZM172 218H173V214H172V216H171ZM176 217V216H175ZM63 218V217H62ZM159 218V217H158ZM163 218H167V217H163ZM163 218H161V219H163ZM169 219H171V218H169ZM174 219V218H173ZM185 219V218H184ZM183 219V220H184ZM233 219V218H232ZM237 219V218H236ZM235 219V220H236ZM62 220H64V219H62ZM159 220V219H158ZM157 220V221H158ZM168 220V219H167ZM190 220V219H189ZM157 221H156V223H157ZM160 221V220H159ZM163 221H165V219L163 220ZM162 221V222H163ZM170 221H172V219L170 220ZM174 221V220H173ZM172 221V222H173ZM161 222V223H162ZM192 222H194L193 220H192ZM159 223V222H158ZM157 223V224H158ZM160 223V224H161ZM159 224V229H161V226L162 225H160ZM163 224H165V223H163ZM3 225H5L4 223H3ZM93 225V224H92ZM6 226V225H5ZM73 226V225H72ZM89 228H87L86 229V233H83L82 235H84V237L83 236H81V237H83V238H85V243H86V241L87 242H89V244H87V246L86 247H89V251H91L92 253H90L91 255L92 254H95V256H97L98 258H102V256L104 257H106V260H111V258L112 257H114L113 255L115 254V251H117V250H113V251H109V252H107V251H105L104 253L105 254H103V249L101 250L99 247L101 246V245H103V243L106 241V240H104V242H102V240H100V239H102V238H100L99 236V238H97L96 236V233H97V229H99L97 226H91V224H89ZM23 227V226H22ZM211 227V226H210ZM5 228V227H4ZM4 228H3V230H4ZM27 229V227L25 226V227H23V229ZM163 228V230H161L162 232L164 231V229H165V231L166 232H173L174 231V228L171 226H168L167 225V223L164 225V227H162ZM208 229H209V227H207ZM9 229V228H8ZM157 229V228H156ZM29 230V229H28ZM27 230V231H28ZM8 231V230H7ZM210 231H211V229H210ZM165 232V233H166ZM175 233H176V231H174ZM208 232V231H207ZM16 233V232H15ZM29 234V233H28ZM163 234H164V232H163ZM167 234V233H166ZM16 235V234H15ZM171 235H173V234H171ZM210 235V234H209ZM216 235H218V234H216ZM214 236L213 238L211 237V238H209L208 237V233H207V235H205L204 234V236L205 237H207V239L206 240H204L205 241V243L203 242V244H202V248H200V249H202V250H204V251H206L204 254L207 256V254H209L210 256L212 255H214L215 256V258L216 259H214V256H213V258H212V256L210 257V259L212 258L213 260H215L214 262L215 263H213V264H223V262L226 264V263H233V264H237V263H239V260L237 261V259L236 258H234V256L232 257L231 255H233V254H230V253H228V251L229 250H227V248L225 249V247H224V243L223 244H221V246H223L222 248H220V244H219V242L220 241H218V237L219 236ZM102 236V235H101ZM173 236H175V234L173 235ZM212 236V235H211ZM2 237V236H1ZM70 237V236H69ZM25 238V237H24ZM138 239H141V240H143L141 237L140 238H138ZM14 240V239H13ZM25 240V239H24ZM80 240H81V242H83L82 241V239L80 238ZM84 240V239H83ZM140 240V242H142ZM165 240V239H164ZM170 240H172V239H170ZM15 241V240H14ZM78 241V240H77ZM169 241V240H168ZM16 242V241H15ZM22 242V241H21ZM74 243V242H73ZM78 243V242H77ZM79 243H80V241H79ZM84 243V242H83ZM162 243H164L163 244V246H164V248H168L169 247V245L171 246V243L170 242H162ZM174 243H177V242H174ZM185 243V242H184ZM17 244V243H16ZM199 244V243H198ZM19 245V244H18ZM35 244H33V246H34ZM40 245V244H39ZM80 245V244H79ZM83 245V244H82ZM143 245V244H142ZM172 245H173V243H172ZM17 246V245H16ZM33 246L31 247V248H33ZM75 246V245H74ZM38 246H35V248H33L32 250H31V252L32 253H30V254H33V255H35L36 254V252L37 251H39V249L40 248H37ZM173 247V246H172ZM171 247V248H172ZM175 247H176V245H175ZM197 247V246H196ZM201 247V246H200ZM227 247V246H226ZM11 248V247H10ZM163 248V249H164ZM171 248H169V249H171ZM191 248V247H190ZM84 249H85V247H84ZM83 249V250H84ZM87 249V248H86ZM113 249V248H112ZM173 249H175V248H173ZM193 249V248H192ZM229 249V248H228ZM9 250V249H8ZM105 250V249H104ZM172 250V249H171ZM196 250V249H195ZM231 250L232 249H230V252H231ZM29 251V250H28ZM166 251V250H165ZM165 251L163 252V253H165ZM176 251V250H175ZM193 251V250H192ZM203 251V252H204ZM68 252V251H67ZM83 252H85V250L83 251ZM88 252V251H87ZM94 252V253H93ZM107 252V253H106ZM167 253L166 254H164V255H161V256H163V257H159V255H158V257L159 258H157V257H155V259H157L156 261H155V264H196V257H194L195 256V254H193L192 252H190V249H189V251H187L186 253L184 252V254H178L179 256H177V255H175V254H173V253H170L169 252V250H167L166 251ZM172 252V251H171ZM199 252V251H198ZM202 252V253H203ZM227 252V253H226ZM232 252H233V250H232ZM66 253V252H65ZM64 253V254H65ZM117 253V255L118 254H120L119 252H116ZM160 253V252H159ZM162 253V252H161ZM174 253H176V252H174ZM29 254V255H30ZM69 254V253H68ZM80 254V253H79ZM32 255V256H33ZM102 255V256H101ZM117 255H115V258H116V256ZM31 256V255H30ZM63 256H66L65 258H63V259H65V260H71V259H67L68 258V256H67V254H65V255H63ZM62 256V257H63ZM157 256V255H156ZM197 256V255H196ZM200 256L201 255H199L198 257L200 258ZM206 256H205V258H206ZM216 256H219L218 258L216 257ZM61 257V256H60ZM92 257V256H91ZM208 257V256H207ZM208 257V258H209ZM55 258V257H54ZM93 259H95L94 258V255H93V257H92ZM49 259V258H48ZM198 259V258H197ZM207 259V258H206ZM47 260V259H46ZM61 260V259H60ZM112 260H113V258H112ZM111 260V261H112ZM115 260V259H114ZM203 260V259H202ZM208 260V259H207ZM44 260H42V262H43ZM53 261V260H52ZM52 261H50V262H52ZM62 262H63V260H61ZM88 261V260H87ZM95 261V260H94ZM223 261V262H222ZM47 263L46 264H51L50 262H48V261H46ZM92 262V261H91ZM90 262V263H91ZM105 262V261H104ZM107 262V261H106ZM117 262V261H116ZM123 262V261H122ZM211 262V261H210ZM38 263V262H37ZM41 263V262H40ZM64 263V262H63ZM62 263V264H63ZM110 263H112V262H110ZM119 263H121V262H119ZM125 263V262H124ZM142 263V262H141ZM53 264V263H52ZM66 264H68V262H66ZM108 264V263H107ZM135 264V263H134ZM149 264V263H148ZM208 264V263H207ZM212 264V263H211Z\"/></svg>","mask_w":264,"mask_h":264}]
</instances>
